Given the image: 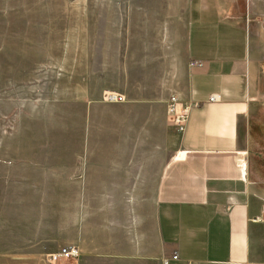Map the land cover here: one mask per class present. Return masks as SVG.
Listing matches in <instances>:
<instances>
[{"label": "crops", "instance_id": "obj_1", "mask_svg": "<svg viewBox=\"0 0 264 264\" xmlns=\"http://www.w3.org/2000/svg\"><path fill=\"white\" fill-rule=\"evenodd\" d=\"M179 1L180 86L153 76L148 61L119 58L109 72L124 99L86 87L82 114L68 111L80 139L23 138L0 159V193L16 195L19 208V217L0 218L18 238L9 237L4 258L41 264L73 243L76 264L164 256V264H264V0ZM171 93L192 102L182 133L166 120Z\"/></svg>", "mask_w": 264, "mask_h": 264}, {"label": "rangeland", "instance_id": "obj_2", "mask_svg": "<svg viewBox=\"0 0 264 264\" xmlns=\"http://www.w3.org/2000/svg\"><path fill=\"white\" fill-rule=\"evenodd\" d=\"M185 20L179 0H0V159L17 154L23 138L80 139V117L75 118L79 129L70 131L68 111L82 114L87 103L82 101L89 100L82 97L86 87L99 91L107 86L106 99L118 82L109 71L119 58L148 61L153 76L169 75L170 83L180 86L186 64ZM77 98L80 102L72 101ZM139 196L150 203V195ZM14 199L16 195L0 193V218L8 219L12 212L19 217V208L11 206ZM8 228L0 224V250L11 249L9 237L17 238ZM78 257L43 258L40 263L76 264ZM20 260L0 255V264ZM106 262L158 264L156 257L103 258Z\"/></svg>", "mask_w": 264, "mask_h": 264}, {"label": "built area", "instance_id": "obj_3", "mask_svg": "<svg viewBox=\"0 0 264 264\" xmlns=\"http://www.w3.org/2000/svg\"><path fill=\"white\" fill-rule=\"evenodd\" d=\"M189 64L192 65H200L201 61L192 59L189 61ZM106 99L109 100H119L122 98V95L118 93L108 92L105 95ZM217 96L215 94H210L207 97V100L213 101L216 100ZM197 102H195L196 104ZM192 102L188 101H182L179 99V97L171 93L166 101L165 105V114H166V120L167 123L174 128V130L177 133H182V131L185 128L186 120L188 117V111L190 109ZM79 254L78 247L71 243V244H65L59 247L57 250L51 251L47 253V259L51 262L55 261L56 259L63 258H75ZM171 258H176L177 255L175 252L171 253ZM167 261V257H162L161 262L164 264ZM248 264H258L256 262H249Z\"/></svg>", "mask_w": 264, "mask_h": 264}]
</instances>
